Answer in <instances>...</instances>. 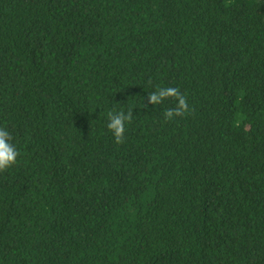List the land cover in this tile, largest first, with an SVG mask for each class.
Wrapping results in <instances>:
<instances>
[{
	"label": "trees",
	"instance_id": "1",
	"mask_svg": "<svg viewBox=\"0 0 264 264\" xmlns=\"http://www.w3.org/2000/svg\"><path fill=\"white\" fill-rule=\"evenodd\" d=\"M0 129V264H264V0H0Z\"/></svg>",
	"mask_w": 264,
	"mask_h": 264
},
{
	"label": "clouds",
	"instance_id": "2",
	"mask_svg": "<svg viewBox=\"0 0 264 264\" xmlns=\"http://www.w3.org/2000/svg\"><path fill=\"white\" fill-rule=\"evenodd\" d=\"M167 98H174L177 103L174 108H169L164 112L165 120L182 117L191 111L187 104L186 96L182 94L178 88H159L155 92L147 94L148 103L151 105L160 104ZM132 115L133 112L131 109L127 112L121 110L108 113V123L106 127L112 133L115 143L120 144L123 142L125 124L131 122ZM10 141V133L7 130L0 129V171L9 168L16 162L18 152Z\"/></svg>",
	"mask_w": 264,
	"mask_h": 264
}]
</instances>
